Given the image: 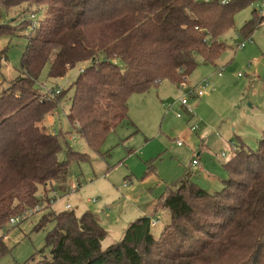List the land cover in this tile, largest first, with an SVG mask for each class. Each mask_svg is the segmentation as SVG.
<instances>
[{
    "label": "trees",
    "instance_id": "16d2710c",
    "mask_svg": "<svg viewBox=\"0 0 264 264\" xmlns=\"http://www.w3.org/2000/svg\"><path fill=\"white\" fill-rule=\"evenodd\" d=\"M250 1L0 0L7 9L28 3L46 12L33 29L27 23L20 74L0 94V230L39 202L46 212L35 227L54 223L45 237L50 259L31 256L22 264H264V129L256 150L233 146L219 190L203 189L188 172L166 187L155 205L165 216L159 237L142 217L103 247L107 233L95 212L51 207L57 191H72L66 183L70 161L87 155L68 150L66 160H58L57 135L39 124L63 92L51 98L36 87L47 64L49 78L83 64L67 119L98 152L107 133L127 120L132 93L165 79L181 86L197 56L213 64L235 12ZM263 18L245 21L241 33L249 36ZM14 30L0 25V35ZM3 238L0 256L7 251Z\"/></svg>",
    "mask_w": 264,
    "mask_h": 264
},
{
    "label": "rangeland",
    "instance_id": "374dc122",
    "mask_svg": "<svg viewBox=\"0 0 264 264\" xmlns=\"http://www.w3.org/2000/svg\"><path fill=\"white\" fill-rule=\"evenodd\" d=\"M45 15L42 5L0 6V25L15 29L12 34L0 35V51L4 52L0 94L20 74L29 33L27 18L36 23ZM253 17L258 19L259 15L250 3L239 8L233 26L220 38L225 46L218 58L210 64L197 56L196 67L181 86L165 79L145 91L132 93L127 102V120L107 133L98 152L87 145L67 119L73 82L83 64L59 78L47 76V64L36 87L42 93L58 88L63 94L39 125L57 135L61 144L59 161L66 160L68 150L87 155L84 160L70 161L66 183L72 191L55 194L52 209L64 210L67 203L76 214L84 209L95 212L107 233L101 242L106 247L118 242L128 225L142 217L160 219L151 228L152 234L159 237L165 216L155 211L157 199L184 172H190L191 179L203 189L219 190L227 178L222 164L233 146L241 143L256 150L264 129V18L248 34L250 41L241 33L245 21ZM245 41L244 47H236ZM218 70L222 75L217 76ZM203 79H208L206 88L198 86ZM195 86L203 91L199 97L190 94ZM36 195L42 196V187ZM43 207L32 214V208H26L19 222H9L0 230L7 247L0 264H22L31 256L50 259L45 237L54 223L48 220L42 228L35 227L46 212Z\"/></svg>",
    "mask_w": 264,
    "mask_h": 264
},
{
    "label": "built area",
    "instance_id": "2783aa9c",
    "mask_svg": "<svg viewBox=\"0 0 264 264\" xmlns=\"http://www.w3.org/2000/svg\"><path fill=\"white\" fill-rule=\"evenodd\" d=\"M204 1H207V0H204ZM229 1L231 0H219V2L221 4H227ZM250 5L253 6V10H255V12L258 14V15H263L264 14V0H251L250 1ZM31 17L33 18L34 15L32 14ZM30 18V24L28 25V28L29 29H33L35 26H36V23L34 21H31ZM247 41H250V37H246L245 38ZM246 41L245 42H240V43H237L236 44V47L241 49L242 47H244ZM82 71V68L79 69V72ZM217 75L220 76L222 75V70H218L217 72ZM198 86H200L201 88H206L208 86V79H203L199 84ZM198 86H195L191 89L190 91V94L194 95V96H201L203 94V91L202 90H197L196 88ZM60 91V89L58 88H55V89H46V92H47V95L48 97H53L56 93H58ZM181 103L182 104H185L186 103V100L185 99H182L181 100ZM178 145H180V142H178ZM192 164H197V162L195 160H192ZM76 189V188H75ZM52 201V200H51ZM42 205H37L35 206L34 208L30 209L29 210V213H33V212H36L37 210H39L41 208ZM71 206L70 204H66L65 205V209H70ZM24 215L26 214V211L23 213ZM20 217L21 215H18L16 217H11L10 218V223L11 224H14L16 222H18L20 220ZM160 222V219L159 218H156V219H150L149 221V224H150V227H154L156 226L158 223Z\"/></svg>",
    "mask_w": 264,
    "mask_h": 264
},
{
    "label": "crops",
    "instance_id": "0c3cea01",
    "mask_svg": "<svg viewBox=\"0 0 264 264\" xmlns=\"http://www.w3.org/2000/svg\"><path fill=\"white\" fill-rule=\"evenodd\" d=\"M81 68H82V67H81ZM216 74H217V73H216ZM217 76H218V75H217ZM230 154H231V153H230ZM184 173H185V172H184ZM188 173H190V172H188ZM183 175H184V174H183ZM183 175H182V176H183ZM190 176H191V173H190ZM57 193H58V191H57ZM66 204H67V203H66ZM66 204H65V205H66ZM65 205H64V207H65ZM84 210H85V209H84ZM82 211H83V210H82ZM151 228H152V227H151Z\"/></svg>",
    "mask_w": 264,
    "mask_h": 264
}]
</instances>
